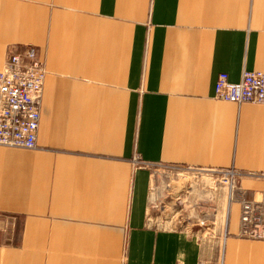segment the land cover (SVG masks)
I'll return each mask as SVG.
<instances>
[{"label":"crops","instance_id":"crops-1","mask_svg":"<svg viewBox=\"0 0 264 264\" xmlns=\"http://www.w3.org/2000/svg\"><path fill=\"white\" fill-rule=\"evenodd\" d=\"M30 46L38 146L0 145V264H202L197 233L151 220L160 166L236 169L264 212V104L215 98L264 72V0H0V70ZM222 219L220 264H264L240 203Z\"/></svg>","mask_w":264,"mask_h":264},{"label":"built area","instance_id":"built-area-1","mask_svg":"<svg viewBox=\"0 0 264 264\" xmlns=\"http://www.w3.org/2000/svg\"><path fill=\"white\" fill-rule=\"evenodd\" d=\"M21 62L12 54L0 70V145L33 149L38 146L41 105L47 70L34 46L28 47ZM215 98L235 102L264 104V72L244 70L239 82H232L226 72L219 74ZM137 166H145L137 157ZM225 183L233 187V201L241 206L240 235L251 239L264 238V212L261 203L247 198L239 188L241 173L236 169L218 171ZM204 225L202 223H198Z\"/></svg>","mask_w":264,"mask_h":264},{"label":"rangeland","instance_id":"rangeland-1","mask_svg":"<svg viewBox=\"0 0 264 264\" xmlns=\"http://www.w3.org/2000/svg\"><path fill=\"white\" fill-rule=\"evenodd\" d=\"M160 171L175 174L170 182L167 181L168 177L162 178L161 188H167V183H170V187L164 192L161 189V197L165 200L163 205L151 211V220L197 233L209 249L202 264H220L222 232L218 224L223 220L228 191V185L221 181L222 175L215 170L176 166H160ZM196 198H200L203 204L201 214L213 216L204 225L198 224L200 221L191 215V205Z\"/></svg>","mask_w":264,"mask_h":264},{"label":"bare ground","instance_id":"bare-ground-1","mask_svg":"<svg viewBox=\"0 0 264 264\" xmlns=\"http://www.w3.org/2000/svg\"><path fill=\"white\" fill-rule=\"evenodd\" d=\"M175 173L172 172V171H160V170H156L154 172V176H155V182H154V185H153V202H157L159 201L158 197H157V194L155 193L156 191H160L162 189V192H164L166 189H168L170 187V183H167V188H161L159 182L156 184L157 181H159L158 179H160V177L164 178V177H168L167 178V181H171L172 178L171 176H173ZM203 178V177H202ZM221 181L228 185V191H227V205H230V202H231V198L233 196V187L231 184H228V183H225L222 178H221ZM210 183V182H209ZM212 185V184H211ZM212 187V186H211ZM215 188V187H214ZM201 200H197L194 202L193 205H191L192 209H191V215L195 218H197L200 223L204 224L206 223V221H208L212 216L210 215H202L201 214V211L200 209L203 208V204L200 202ZM227 220L228 218L226 219V222H224V226H225V230L227 231Z\"/></svg>","mask_w":264,"mask_h":264}]
</instances>
